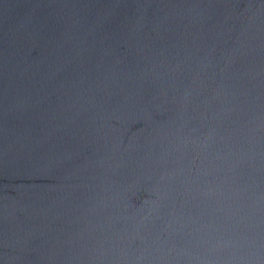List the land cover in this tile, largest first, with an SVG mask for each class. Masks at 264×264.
Returning a JSON list of instances; mask_svg holds the SVG:
<instances>
[{
  "label": "water",
  "instance_id": "obj_1",
  "mask_svg": "<svg viewBox=\"0 0 264 264\" xmlns=\"http://www.w3.org/2000/svg\"><path fill=\"white\" fill-rule=\"evenodd\" d=\"M0 264H264V0H0Z\"/></svg>",
  "mask_w": 264,
  "mask_h": 264
}]
</instances>
